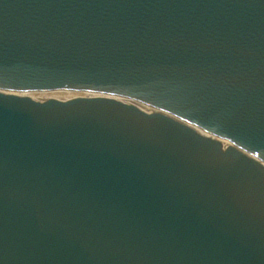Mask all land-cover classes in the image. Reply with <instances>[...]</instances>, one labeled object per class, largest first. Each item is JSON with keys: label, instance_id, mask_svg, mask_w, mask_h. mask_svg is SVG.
Returning a JSON list of instances; mask_svg holds the SVG:
<instances>
[{"label": "water", "instance_id": "1", "mask_svg": "<svg viewBox=\"0 0 264 264\" xmlns=\"http://www.w3.org/2000/svg\"><path fill=\"white\" fill-rule=\"evenodd\" d=\"M0 264H264V0H0Z\"/></svg>", "mask_w": 264, "mask_h": 264}, {"label": "bare ground", "instance_id": "2", "mask_svg": "<svg viewBox=\"0 0 264 264\" xmlns=\"http://www.w3.org/2000/svg\"><path fill=\"white\" fill-rule=\"evenodd\" d=\"M0 90L4 92H11L16 95H28L37 100L46 99V98L65 100V99H69V98H73L77 96H81V97L109 96V97L118 99L120 101L126 102V103H131L135 105L137 108H139L140 110L145 111V112L151 111V109L153 108V106L147 103H144L142 101L135 100V99L105 94L101 92H88V91L77 90V89H52V90H34V91H8L5 89H0Z\"/></svg>", "mask_w": 264, "mask_h": 264}]
</instances>
